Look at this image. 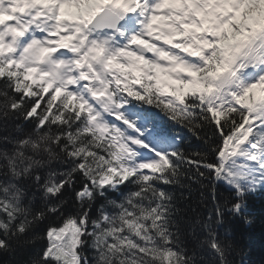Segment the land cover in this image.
Returning a JSON list of instances; mask_svg holds the SVG:
<instances>
[{"label":"snow or ice","instance_id":"obj_1","mask_svg":"<svg viewBox=\"0 0 264 264\" xmlns=\"http://www.w3.org/2000/svg\"><path fill=\"white\" fill-rule=\"evenodd\" d=\"M258 218L264 0H0V264H248Z\"/></svg>","mask_w":264,"mask_h":264},{"label":"trees","instance_id":"obj_2","mask_svg":"<svg viewBox=\"0 0 264 264\" xmlns=\"http://www.w3.org/2000/svg\"><path fill=\"white\" fill-rule=\"evenodd\" d=\"M236 232L238 239L248 244L249 256L245 257L248 264H261L264 261V220L258 218L251 226L238 222Z\"/></svg>","mask_w":264,"mask_h":264}]
</instances>
